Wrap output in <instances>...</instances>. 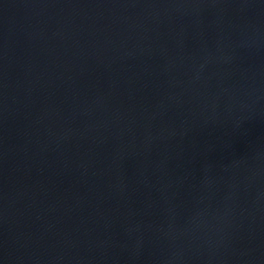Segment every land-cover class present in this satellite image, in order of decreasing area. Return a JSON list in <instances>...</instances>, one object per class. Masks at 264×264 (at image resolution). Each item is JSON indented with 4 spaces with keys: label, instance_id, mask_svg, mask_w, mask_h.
Wrapping results in <instances>:
<instances>
[{
    "label": "water",
    "instance_id": "1",
    "mask_svg": "<svg viewBox=\"0 0 264 264\" xmlns=\"http://www.w3.org/2000/svg\"><path fill=\"white\" fill-rule=\"evenodd\" d=\"M0 264H264V0H0Z\"/></svg>",
    "mask_w": 264,
    "mask_h": 264
}]
</instances>
